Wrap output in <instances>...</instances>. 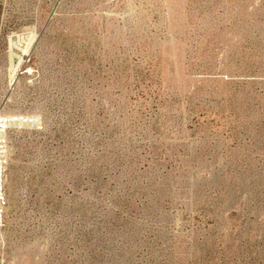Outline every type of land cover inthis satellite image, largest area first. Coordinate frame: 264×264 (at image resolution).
Masks as SVG:
<instances>
[{"label":"rangeland","instance_id":"rangeland-1","mask_svg":"<svg viewBox=\"0 0 264 264\" xmlns=\"http://www.w3.org/2000/svg\"><path fill=\"white\" fill-rule=\"evenodd\" d=\"M0 110V264H264V0H0Z\"/></svg>","mask_w":264,"mask_h":264},{"label":"built area","instance_id":"built-area-1","mask_svg":"<svg viewBox=\"0 0 264 264\" xmlns=\"http://www.w3.org/2000/svg\"><path fill=\"white\" fill-rule=\"evenodd\" d=\"M27 115H14L7 116L6 114H0V182H2V187H0V224L3 223V218L6 208V182H7V171L9 167V157L11 156L10 140L9 134L16 128H29L37 127V120L29 122L26 118Z\"/></svg>","mask_w":264,"mask_h":264},{"label":"bare ground","instance_id":"bare-ground-1","mask_svg":"<svg viewBox=\"0 0 264 264\" xmlns=\"http://www.w3.org/2000/svg\"><path fill=\"white\" fill-rule=\"evenodd\" d=\"M21 40L22 39H20L18 36H16V37L15 36H9L7 39L9 59L7 62L6 71H7V79H8L9 88L7 89L6 96L9 94V91L12 89V87L17 82L19 72L22 71L23 64L26 61L24 59V56H27L28 52H29L28 48H29V42L30 41L28 39H25L22 41ZM14 47H21L22 52L16 54L13 50ZM26 70H27V72H30V73L33 71L31 67H27ZM7 98L8 97H6V99ZM2 112L3 111L0 110V114H3ZM6 115L13 117L12 114H6ZM32 116L34 117L35 115H31V117ZM27 120L30 122V118H27ZM36 120L37 119L35 118L34 121H36ZM21 128H23V127H21ZM16 129H18V128H16ZM0 187H2V182H0Z\"/></svg>","mask_w":264,"mask_h":264}]
</instances>
